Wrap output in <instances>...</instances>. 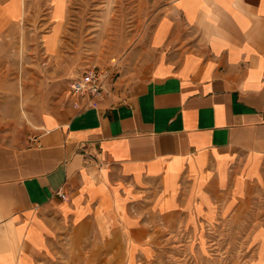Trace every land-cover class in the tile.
Segmentation results:
<instances>
[{
    "label": "crops",
    "instance_id": "0c3cea01",
    "mask_svg": "<svg viewBox=\"0 0 264 264\" xmlns=\"http://www.w3.org/2000/svg\"><path fill=\"white\" fill-rule=\"evenodd\" d=\"M147 2L107 98L84 108L69 94L30 145L0 143V264H49L94 234L145 237L156 217L250 221L264 236V0ZM11 5L0 19H19Z\"/></svg>",
    "mask_w": 264,
    "mask_h": 264
},
{
    "label": "rangeland",
    "instance_id": "374dc122",
    "mask_svg": "<svg viewBox=\"0 0 264 264\" xmlns=\"http://www.w3.org/2000/svg\"><path fill=\"white\" fill-rule=\"evenodd\" d=\"M142 1L25 0L23 12V0H12L6 15L19 19H0L1 144L30 145L44 113L66 102L69 84L87 69L120 75L152 13ZM146 226L145 237L123 230L72 239L49 264H264V236L253 235L254 222L192 227L156 217Z\"/></svg>",
    "mask_w": 264,
    "mask_h": 264
},
{
    "label": "built area",
    "instance_id": "2783aa9c",
    "mask_svg": "<svg viewBox=\"0 0 264 264\" xmlns=\"http://www.w3.org/2000/svg\"><path fill=\"white\" fill-rule=\"evenodd\" d=\"M115 77L116 73L113 69L92 67L71 81L70 95L82 101L84 108L96 106L98 101L109 93ZM57 194L62 200H68L63 188Z\"/></svg>",
    "mask_w": 264,
    "mask_h": 264
}]
</instances>
